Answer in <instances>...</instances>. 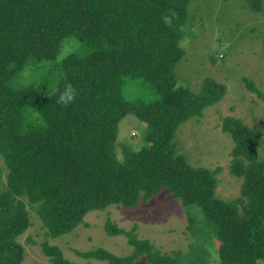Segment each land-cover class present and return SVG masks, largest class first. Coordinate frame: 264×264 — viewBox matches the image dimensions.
Masks as SVG:
<instances>
[{
    "label": "trees",
    "instance_id": "trees-1",
    "mask_svg": "<svg viewBox=\"0 0 264 264\" xmlns=\"http://www.w3.org/2000/svg\"><path fill=\"white\" fill-rule=\"evenodd\" d=\"M259 8V0H249ZM187 0H0V156L5 183L0 189V264H21L17 238L30 226L34 206L45 236L73 231L89 211L114 205L133 208L161 190L179 201L190 226V209L217 239L214 263L201 256L186 263L163 253L110 220L107 235L123 234L131 250L116 255L104 248L75 251L105 264H259L264 262V155L259 131L234 116H223L220 131L232 140L230 172L241 176L239 194L218 198L216 173L190 166L177 153V127L219 101L225 85L206 75L197 91L177 84L173 67L183 55L178 40L187 19ZM85 52L58 57L66 36ZM264 55V39L262 45ZM39 64L40 66H37ZM40 67L21 84L15 77ZM130 78L154 98L140 101L124 93ZM249 90L252 81L245 78ZM78 90L61 108L49 93L65 84ZM260 97L263 95L258 92ZM134 116L144 124L146 145L119 160L114 143L119 124ZM27 200V204L25 200ZM50 264H78L56 245L41 243Z\"/></svg>",
    "mask_w": 264,
    "mask_h": 264
},
{
    "label": "rangeland",
    "instance_id": "rangeland-1",
    "mask_svg": "<svg viewBox=\"0 0 264 264\" xmlns=\"http://www.w3.org/2000/svg\"><path fill=\"white\" fill-rule=\"evenodd\" d=\"M258 6L255 10L249 0H187V19L178 40L183 55L173 67L177 84L185 85L191 91H197L200 79L206 75L225 85V92L217 103L205 107L200 116H192L181 123L173 136L177 153L184 156L188 165L210 170L219 168L215 193L225 200L239 194L242 177L230 172L233 143L228 134L220 131L222 117L234 116L252 128L264 129V0H259ZM85 51L72 35H68L61 44L58 57ZM41 72L40 67L34 69L31 65L15 80L28 84ZM244 77L252 81L255 91L247 88ZM133 82L130 78L125 81L127 97L140 101L154 98L151 91L136 89ZM143 127L144 124L132 115L120 122L114 143L120 161L130 150L146 145ZM258 151L260 156L264 155V138ZM5 171L0 156V189L4 187ZM27 208L31 226L17 238L24 248L21 264H50L41 248L43 242L58 246L65 258L78 264L105 262L82 258L75 251L101 247L116 255L128 254L131 246L125 235L106 234L104 223L107 219L126 231L135 228L138 237L148 239L155 249L177 253L186 263H193L203 255L212 263L216 261L215 235L204 229L199 232L203 226L201 213L188 210L194 217L188 226L186 211L165 190L145 203L140 201L133 208L110 205L103 210L89 211L73 231L56 238L45 236L34 206L27 205ZM144 262L145 257L141 256L129 264Z\"/></svg>",
    "mask_w": 264,
    "mask_h": 264
},
{
    "label": "clouds",
    "instance_id": "clouds-1",
    "mask_svg": "<svg viewBox=\"0 0 264 264\" xmlns=\"http://www.w3.org/2000/svg\"><path fill=\"white\" fill-rule=\"evenodd\" d=\"M78 90L75 89L70 83L65 84L63 90L59 88L54 89L49 93V98L55 97L56 103L61 108H67L70 104L76 101Z\"/></svg>",
    "mask_w": 264,
    "mask_h": 264
}]
</instances>
